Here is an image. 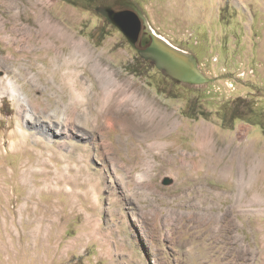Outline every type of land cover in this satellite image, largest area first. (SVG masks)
<instances>
[{"label": "rangeland", "instance_id": "1", "mask_svg": "<svg viewBox=\"0 0 264 264\" xmlns=\"http://www.w3.org/2000/svg\"><path fill=\"white\" fill-rule=\"evenodd\" d=\"M124 1L211 83L139 56L97 11L109 0H0V264H264V0ZM37 10L88 49H22ZM202 125L247 149L197 157Z\"/></svg>", "mask_w": 264, "mask_h": 264}, {"label": "bare ground", "instance_id": "2", "mask_svg": "<svg viewBox=\"0 0 264 264\" xmlns=\"http://www.w3.org/2000/svg\"><path fill=\"white\" fill-rule=\"evenodd\" d=\"M35 16H36V18L34 20V23H27V24H25L23 26V29H24L27 37H26V41L23 44H21V48L22 49L29 50V51L36 50L39 47L38 45H41L40 47H43V48L46 47L48 50L49 49L50 50H54L55 51L54 52L55 53V55H54L55 56L54 57L55 59L63 56V54H64L63 51L66 49L65 47H67V46L70 47L72 53H76V52L78 53L79 51H83V50H87L88 49L87 45L85 44V42L83 40H80V39L76 38L75 35L71 34L67 30H64L59 24L53 22V20L47 21L48 19L46 18V16H44L43 13L40 12L39 10H37V13H36ZM13 17H14V20L15 21L21 18V16L19 18L18 12ZM40 18L41 19H45V21L43 22L42 25L37 26V28H34V24H36V22H38L40 20ZM47 33H52V35L56 38L55 39V41L57 42L56 45L49 44L48 43L49 41L46 42V41H43V40H42V43L43 44H36V43H34V40L37 39V38H40V42H41V38L45 37ZM78 49H80V50H78ZM69 63H71V62H69ZM51 67H53V66H51ZM77 79L78 78H72V77H70V79H69L70 80L69 83L71 84L70 87L72 88L73 94H76L75 95V99L77 98L80 102L84 103V102H86L88 100V97L85 95V92L86 91L85 92L84 91L80 92L79 89L77 88V81H78ZM9 83H10V86L12 87L10 89V91H8L9 94H10V96L13 99H16V100L19 101L18 104H20L19 106H21L22 111L25 114L24 117L26 119H28L29 121L34 122V120H36L35 117H34L35 112H33L32 109H31V106H30V103H29V98L21 91L20 86L18 85L17 82H15L13 80H10ZM2 93H3L2 95H5L6 92L3 91ZM166 115L171 118V114L170 113L169 114H166ZM169 117H166V118H169ZM61 119L62 118H59V120H54L53 118L49 117V123H45L44 124V122L43 121H40V119L37 120V121H35V123H37V124L43 123L44 124L43 125V128L46 129V131H48L51 134L52 133L57 134L59 132L58 130L62 126H65L66 125V127L62 128L66 132V130L68 128L67 125H69L68 124L69 121L70 122H74L75 121V119H76V112L73 110V113L70 114V118L67 119L68 122H65L64 123V120L65 119L64 120H61ZM98 121H100V119ZM108 124H110V123H108ZM53 126H54V128H53ZM62 129H60L61 130L60 132H63ZM88 130H90V129H88ZM71 131H73V129H71ZM237 138L240 139L241 137L238 136ZM234 144H235V142L232 140L226 146L225 145H222L220 143L219 138H218L217 132L211 126H209V125H202V126H200L198 128L197 146H198V151H199L198 153H200V155H198L197 157H200L202 155L212 156V157L213 156H216V155L219 156V155H221V153H225V152H229V151H232L234 154H236V153H239L242 150H246L247 149L246 146H244V145L243 146H239V145L237 146V145H234ZM244 152H247V151H244ZM242 155H243V153H242ZM199 161L200 160H197V158H194V160L192 161V164L194 165V167H197L198 166Z\"/></svg>", "mask_w": 264, "mask_h": 264}, {"label": "water", "instance_id": "3", "mask_svg": "<svg viewBox=\"0 0 264 264\" xmlns=\"http://www.w3.org/2000/svg\"><path fill=\"white\" fill-rule=\"evenodd\" d=\"M97 11L104 15L111 24L119 28L133 46L136 45L143 29V19L136 10H116L111 5H100L97 7ZM151 35L157 46L166 51V54H162V62L167 67L168 72L181 76L183 80L194 84H201L206 81L205 76L197 66L196 59L191 54L173 46L156 33Z\"/></svg>", "mask_w": 264, "mask_h": 264}, {"label": "flooded vegetation", "instance_id": "4", "mask_svg": "<svg viewBox=\"0 0 264 264\" xmlns=\"http://www.w3.org/2000/svg\"><path fill=\"white\" fill-rule=\"evenodd\" d=\"M100 5H102V4L97 5L96 8ZM104 5H111L116 10H122V9L136 10L142 17V14H141L138 6L135 3H133L132 1L126 2L124 0H117V1H110L109 0V2L105 3ZM142 19H143V17H142ZM134 47H135L136 51L138 52L139 56L145 58L149 63H151L153 65V67L157 68L159 71L167 74L169 77L177 80L178 82L188 83V84L195 85V86H200V85L211 83V80L209 78L205 77L206 78L205 82H203L201 84H194V83L183 80V78L181 76H176V75H173L172 73L168 72L167 67L162 62V60H163L162 54H166V51L164 49H162L161 47L157 46V44L154 41V38L151 37V35L149 34V31L147 30L146 23H145L144 19H143V29L141 31L139 40ZM185 52H188V51H185ZM189 54H191V53H189ZM193 57L196 59V63L198 66L197 58L195 56H193Z\"/></svg>", "mask_w": 264, "mask_h": 264}, {"label": "trees", "instance_id": "5", "mask_svg": "<svg viewBox=\"0 0 264 264\" xmlns=\"http://www.w3.org/2000/svg\"><path fill=\"white\" fill-rule=\"evenodd\" d=\"M86 1H89L92 4V2L95 1V0H86Z\"/></svg>", "mask_w": 264, "mask_h": 264}]
</instances>
